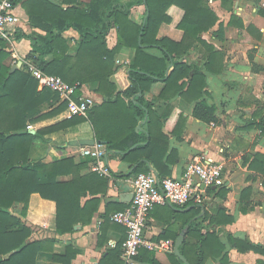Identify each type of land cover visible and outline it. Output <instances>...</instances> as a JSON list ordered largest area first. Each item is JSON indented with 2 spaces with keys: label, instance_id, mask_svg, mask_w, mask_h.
I'll return each instance as SVG.
<instances>
[{
  "label": "trees",
  "instance_id": "obj_1",
  "mask_svg": "<svg viewBox=\"0 0 264 264\" xmlns=\"http://www.w3.org/2000/svg\"><path fill=\"white\" fill-rule=\"evenodd\" d=\"M11 1L13 4L19 2ZM209 1L90 0L78 7L77 0H62L66 8L49 0L22 1L30 25L43 34L17 32L15 38L29 40V57L34 59L38 69L59 76L69 84L96 82L97 92L104 101L88 111L87 119L71 116L35 133L29 131L27 125L61 113L65 103L47 88L38 90L36 79L25 66L11 71V65L6 62L11 52L5 46V38L0 36V264H36L39 252H52L55 241L52 238L26 241L32 229L22 219L26 216L31 194L37 193L55 203V227L60 233H69L74 231L75 225L91 221L98 204L94 195L103 193L106 188L105 177L96 173L79 176V167L72 156L52 161L31 158L33 141L37 138L88 120L95 138L106 145V150L132 164L127 176L149 171L147 163L152 159L148 153H152L154 145L151 127L155 123L162 126V123L144 93L153 84L163 82L160 98L169 99L178 94L183 99L198 100L206 87L205 72L216 73L223 68V55L201 36L218 19ZM172 5L183 10L176 25L182 31L178 41L167 36L158 37L160 27L171 22L167 10ZM134 9L142 14L140 23L129 18ZM235 20L232 16L230 23ZM113 25L117 28L118 42L109 49L106 36ZM238 25L243 27L242 23ZM69 30L78 34V41L72 47L69 46L70 38L63 36ZM122 48L134 51L127 65L130 84L116 92L110 77L115 70V56ZM193 49L202 56L201 66L186 60ZM47 55L51 56L49 61L44 59ZM124 97L128 98L127 102ZM46 102L57 106L41 114ZM194 114L205 122L214 120L211 108L201 101L196 103ZM143 119L145 131L137 130V123ZM160 137L165 139L162 134ZM87 194L94 197L87 198L82 205L80 200ZM15 203L23 204L19 214L11 211ZM123 240L108 253L107 260L113 259L109 264H122ZM227 240L241 252L249 250L250 246L240 239L228 236ZM218 249L222 247L215 231L201 233L198 224L188 227L179 246L189 264H205L208 257L219 253ZM256 251L264 253L259 248ZM52 254L53 261L59 264H70L74 257L70 252ZM168 258L171 264H184L174 252L169 253ZM135 260L159 264L153 252L144 248ZM221 261H227L226 254Z\"/></svg>",
  "mask_w": 264,
  "mask_h": 264
},
{
  "label": "crops",
  "instance_id": "obj_2",
  "mask_svg": "<svg viewBox=\"0 0 264 264\" xmlns=\"http://www.w3.org/2000/svg\"><path fill=\"white\" fill-rule=\"evenodd\" d=\"M22 1L14 4L17 22L10 38L5 39V46L11 52V57L6 61L11 65V71L13 67L19 69L25 66L27 69L28 64L35 65L34 59L29 57V40H18L15 38L17 32L43 34L30 25ZM49 1L62 8L67 7L62 0ZM89 1L77 0V6L81 7ZM209 5L218 19L201 36L223 55V68L216 73L205 72L206 87L198 100L183 99L178 94L169 99L160 98L163 82L153 84L144 93L146 99L152 102V109L162 123V126L155 123L151 127L154 145L152 153H148L152 160L147 166L150 172L159 177H180L190 159L203 156L211 162L222 164L224 184L212 186V190L209 187V191L207 189L208 200L205 205L188 201L183 206H154L149 213L144 234L152 241L170 239L174 242L182 231L184 240L188 227L198 224L201 226V233L215 231L219 246L222 247L221 250H216L219 252L217 255L208 257L205 264H264V253L256 251V248L264 250V0H210ZM167 14L171 22L160 27L158 37L167 36L178 41L182 37V31L176 25L183 16V10L172 5ZM232 16L237 21L231 24ZM129 18L140 23L142 14L134 9ZM238 22L242 23V28ZM63 36L70 38L71 47L78 41V34L72 30L64 32ZM117 42V28L113 25L106 36L107 47L112 49ZM133 54L132 49L122 48L115 56L112 75L115 81L111 77L110 81L115 83L116 92L123 91L130 84L127 65ZM44 59L49 61L51 56L47 55ZM186 60L202 65V56L196 49H193ZM37 89L45 88L37 86ZM78 93L92 99L90 109L104 101V97L97 92L96 82L81 84ZM124 101L127 102L128 98L124 97ZM198 101L211 108L214 120L205 122L195 116ZM56 106L57 104L46 102L41 114ZM87 116L88 112L86 116L79 117L87 119ZM67 118L69 116L63 110L55 116L29 124L32 128L28 130L35 133L38 129ZM144 122V119L140 120L136 129L145 131ZM160 134L165 139H161ZM79 139H94V142L102 143L95 138L88 120L45 134L33 141L31 158L52 161L72 156L79 167V176L96 173L105 177L107 182L104 192L94 195L98 198V204L91 221L75 225L74 231L69 233L57 231L53 201L43 199L37 193L30 195L26 216L22 219L32 229L26 241L45 238L55 240L51 253L37 254L36 264H59L53 261L52 253L64 255L66 252L74 254L70 264H109L113 259L107 260L108 253L126 235L124 227L112 221L110 215L130 204L132 174L127 175L132 164L119 159L114 152L107 151L106 145L102 143L106 150L104 161L109 174H99L92 170L93 162L80 154V146L84 145L78 143ZM94 196L87 194L82 197L81 204ZM22 206V203H15L11 211L19 214ZM219 221L220 224L217 225ZM228 236L244 241L250 246L249 250H237L228 242ZM169 253L153 252V256L159 264H171ZM224 254L227 258L225 263L221 261Z\"/></svg>",
  "mask_w": 264,
  "mask_h": 264
},
{
  "label": "built area",
  "instance_id": "obj_3",
  "mask_svg": "<svg viewBox=\"0 0 264 264\" xmlns=\"http://www.w3.org/2000/svg\"><path fill=\"white\" fill-rule=\"evenodd\" d=\"M15 5L11 0H0V36L8 39L17 22ZM27 72L37 81L39 88L55 92L60 101L65 103L69 117L86 116L93 104L92 99L78 93L79 83L69 84L59 76L45 74L32 63L27 65ZM31 129L32 125H27ZM105 147L99 142L93 145L80 146V154L92 162V170L103 175L109 174L104 161ZM223 166L203 156H195L184 167L180 177H159L153 172L137 173L130 178L132 191L128 207L111 213L112 221L125 228V238L121 244L122 264H136L135 258L140 249L149 251L172 252L174 242L170 239L149 240L145 237L146 223L150 211L156 205L183 206L188 201L205 205L208 200L207 189L224 184Z\"/></svg>",
  "mask_w": 264,
  "mask_h": 264
},
{
  "label": "water",
  "instance_id": "obj_4",
  "mask_svg": "<svg viewBox=\"0 0 264 264\" xmlns=\"http://www.w3.org/2000/svg\"><path fill=\"white\" fill-rule=\"evenodd\" d=\"M143 1H145V0H143ZM13 69H15V67H13L12 70H13ZM111 80H112V81H115L114 76H111ZM119 90H120V89H119ZM78 143H79L80 145H89V146H91V145L94 144V139H79V140H78ZM101 144H102V143H101ZM131 197H132V195H131ZM183 236H184V232L182 231V232L180 233V235H178V236L176 237V239L174 240L173 252L175 253V255L178 256V258H179L184 264H189V263L187 262V260L185 259V257H184V256L180 253V251H179V246H180V244L182 243ZM137 264H147V263H141V262H139V263H137Z\"/></svg>",
  "mask_w": 264,
  "mask_h": 264
}]
</instances>
